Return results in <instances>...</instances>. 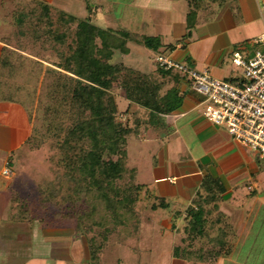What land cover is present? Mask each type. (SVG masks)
Wrapping results in <instances>:
<instances>
[{
	"label": "crops",
	"instance_id": "0c3cea01",
	"mask_svg": "<svg viewBox=\"0 0 264 264\" xmlns=\"http://www.w3.org/2000/svg\"><path fill=\"white\" fill-rule=\"evenodd\" d=\"M129 1L133 12L127 20L96 25L128 30L136 39L157 38V50L146 47L152 54L206 68L214 77L239 79L241 68L233 64L232 54L250 57L262 47L254 39L264 31V0H199L191 20L189 0ZM98 8L94 20L105 18L104 8ZM10 9L12 1L0 0V264H264V254L258 263L242 256L253 251L245 250L249 235L257 237L256 229L264 227V188L257 180L263 159L209 122L202 97L180 73L178 81L158 73L157 63L139 71L161 83V94L177 87L183 93L181 106L153 113L127 100L124 91L116 98L118 108L133 119L128 166L135 170V183L141 186L137 194L145 197L147 211L138 230L127 236L112 233L94 244L72 226L35 216V208L21 202L15 177L3 169L9 165L13 173L14 158L36 135L37 98L29 104L22 90L18 95L7 88L23 76L3 77L14 54L38 58L3 39ZM130 44L141 45L129 41L128 54ZM190 210L203 211L200 232L193 231Z\"/></svg>",
	"mask_w": 264,
	"mask_h": 264
},
{
	"label": "trees",
	"instance_id": "16d2710c",
	"mask_svg": "<svg viewBox=\"0 0 264 264\" xmlns=\"http://www.w3.org/2000/svg\"><path fill=\"white\" fill-rule=\"evenodd\" d=\"M10 1L12 9L4 18L7 34L3 39L38 60L21 54L16 56L14 53L19 52L11 51L14 57L3 78L10 80L18 75L23 76V80L7 83V88L15 90L18 95L22 90L29 104H34L37 98V106H41L42 111L40 108L35 113V134L42 130L43 124L48 129L64 130L63 118L69 117L68 108L75 103L81 116H73L71 128L61 141L69 146L72 143L74 150L71 156L66 154L67 150L61 157V162L77 176V181L70 186L69 196L75 195L80 200L85 193H94L106 212L98 220L103 224H119L123 228L121 223L126 224L134 213L136 195L141 186L134 184L135 170L127 164L126 133L129 130L115 119L117 104L110 89L117 85L127 100L153 113L174 111L181 106L183 93L174 86L161 94V83L150 75L123 62L112 63V60L116 51L128 54L129 41L152 50H157L160 42L153 37L136 39L128 30L96 25L90 0H82L89 2L86 17L69 14L44 0ZM189 1L192 10L188 20H191L200 4L199 0ZM26 37L31 42L28 50L23 42ZM47 55H54L57 60H47ZM157 72L170 75L177 81L181 78L178 72L159 65ZM63 201L67 204V198ZM90 207L88 213L92 216L95 206L91 204ZM188 215L193 231L200 232L203 211L190 210ZM90 239L93 242L92 237Z\"/></svg>",
	"mask_w": 264,
	"mask_h": 264
},
{
	"label": "rangeland",
	"instance_id": "374dc122",
	"mask_svg": "<svg viewBox=\"0 0 264 264\" xmlns=\"http://www.w3.org/2000/svg\"><path fill=\"white\" fill-rule=\"evenodd\" d=\"M49 2L52 4L51 6H57L77 17H86L89 13V11L87 12L86 10L89 2L86 3L82 0H49ZM130 3L129 0H90L89 5L94 6L93 10L95 14L98 12L97 10L100 9L98 7H101V9L104 8L103 12H105V18L99 17V19L94 20V23L100 26H108L110 23H116L121 17L126 19L127 15L130 14ZM112 16L114 19L109 18ZM27 37L23 42H25L24 44L28 50L31 49V42ZM130 47L131 52L127 56H122V54L116 51L113 55L112 63H118V61H120L134 69H140L144 72L147 67L149 68L150 65L155 63L154 54L146 47L136 44H130ZM55 58L54 55H47L46 57V59L50 61L57 60ZM110 91L114 94L115 99L123 92L117 85H113ZM74 104H70L71 109L67 107L69 117H66V119L63 118L62 125L64 130L60 131L59 128H57L58 130L55 131L52 128L48 129V126L43 124L42 130L40 129L25 149L14 158L13 173L10 175L15 177L14 179L18 188L17 192L22 198L21 202L25 203L24 205L31 204L33 208H35L34 211H31L35 216L54 219L58 221V223H65L68 226H72L73 230L80 231L89 238L92 237L94 244L102 242L104 240L103 235H106V237L112 233H116L117 235L122 233V235L126 236L131 235L132 232L138 230L142 223L141 221L146 218L147 211H145L143 207V199H145L143 195H140V197L138 194L136 195L134 213L126 220V224L121 223L123 228H121L119 224L115 225V223L113 224L112 222L103 224L104 222L102 220H98V217L102 213L106 214V212L104 211L103 204L98 202V198L95 197L94 193H85L80 197V200H77L75 195H71L72 197L69 196V192H71L70 186L77 181V176L71 173L69 167L61 162V157L63 158L67 150L68 153L66 154L71 156L74 150L71 147L72 143L69 146L62 144L61 141L64 139L67 131H69L68 129L71 128L73 118L80 115L79 109ZM40 108L41 106H37V112ZM115 119L121 124H124L128 129L134 126L133 119L128 115V112L120 107L118 108V106ZM222 128L225 129L224 127ZM126 134L128 164V151L131 149V145L130 148L128 147L131 143L130 138L132 135L129 134V131ZM247 148L251 150L249 147ZM131 156L132 155H130L129 158H131ZM254 156L257 158L256 155ZM259 162L264 164V159ZM257 180L259 184L262 185L261 187L264 188L263 168L258 174ZM133 182L136 184L135 180H133ZM64 198H67V204L63 201ZM91 204L95 206L92 216L88 213ZM135 217H137L138 220H136ZM256 231L259 232L258 236H254L256 235L254 233V235L250 234L244 245L246 251L249 248H252L253 251L248 254L243 253L244 255L242 256L247 255L246 261L248 262L258 263L262 260L264 254V227H258ZM256 246L259 247L255 248Z\"/></svg>",
	"mask_w": 264,
	"mask_h": 264
},
{
	"label": "built area",
	"instance_id": "2783aa9c",
	"mask_svg": "<svg viewBox=\"0 0 264 264\" xmlns=\"http://www.w3.org/2000/svg\"><path fill=\"white\" fill-rule=\"evenodd\" d=\"M254 42L262 47L250 57L239 52L232 54L233 64L241 68L237 80L214 77L206 68L189 67L163 54H155L154 61L187 80L190 90L202 97V113L209 122L224 127L235 141L264 159V31ZM11 172L6 165L3 174Z\"/></svg>",
	"mask_w": 264,
	"mask_h": 264
}]
</instances>
